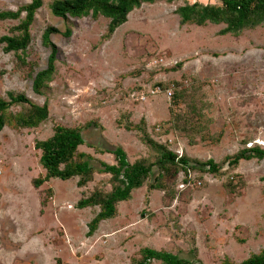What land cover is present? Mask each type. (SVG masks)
Listing matches in <instances>:
<instances>
[{
  "label": "rangeland",
  "instance_id": "1",
  "mask_svg": "<svg viewBox=\"0 0 264 264\" xmlns=\"http://www.w3.org/2000/svg\"><path fill=\"white\" fill-rule=\"evenodd\" d=\"M53 1L41 0L22 53L5 52L0 42V99L22 94L48 109L37 128L0 131V264H131L144 247L194 264L240 263L264 249V158L224 164L216 177L170 169L157 178L164 191L149 184L133 190L90 236L98 207L77 203L95 188L109 191L108 174L96 171L81 187L76 176L33 186L45 173L34 143L57 124L80 129L77 150L95 169L114 162L103 150L116 146L129 161L153 160L139 138L141 123L177 156L199 161L221 164L242 149H264V22L238 36L220 34L224 23L180 24L175 13L185 1L219 2L157 0L133 8L108 33V18H61L50 10ZM29 2L0 0V11ZM23 17L0 20V37L15 33ZM49 27L56 30L49 35L54 70L37 94L32 80L47 66L51 48L42 34ZM155 87L161 92L150 93ZM158 173L153 167L148 182Z\"/></svg>",
  "mask_w": 264,
  "mask_h": 264
},
{
  "label": "trees",
  "instance_id": "2",
  "mask_svg": "<svg viewBox=\"0 0 264 264\" xmlns=\"http://www.w3.org/2000/svg\"><path fill=\"white\" fill-rule=\"evenodd\" d=\"M157 0H54L50 4V10L55 16L66 18L81 17L91 14L96 17L102 15L109 19L108 33L126 21L129 11L138 7L142 2L152 3ZM171 2L173 0H167ZM215 3H201L194 1L185 3L175 9L179 16L180 24L205 25L207 22L213 24L224 23L225 27L220 30V34L230 33L233 36L240 35L243 29H252L264 22V0H209ZM41 5V0H30L29 3L21 6L16 11H0V20L18 19L21 12L24 17L15 26L16 31L11 35L0 37V42L4 44L5 52L13 51L21 53L25 50L30 39V24L33 21L35 11ZM56 32L53 27L46 28L42 34V43L50 46L51 52L47 59V66L36 72L32 80V89L40 94L41 88L52 79L54 70V58L56 49L50 42L49 35ZM67 30L65 34H68ZM20 63H24L21 54H17ZM180 66V63L178 64ZM21 105V109L16 113L9 112V108L14 105ZM48 109L46 104L37 105L31 102L22 94H8V100L0 99V131L4 126L12 129H34L46 118ZM141 132L139 138L147 149L153 150V160L149 155L135 158L129 161L126 152L121 146L105 149L103 152L113 154V163L99 162V168H94L90 160L92 157L84 152L78 151V146L84 144V139L79 128L64 127L55 125L51 137L35 141L34 147L40 151V162L45 170L44 175L33 179V186L39 187L51 178L67 180L78 177L79 187L86 185L93 179L94 172L108 174L110 190L101 191L95 188L89 196L78 201V208L97 206L98 211L88 223L90 236L97 229L100 221L114 218L117 213V204L128 200L133 190L149 184L151 189L163 190L158 181L170 169L174 171L183 170L185 173H210L212 176L222 175L221 167L227 164L234 167L242 159L252 158L263 159L264 149L254 146L242 149L233 156H225L221 164L213 160L199 161L191 159L186 155L177 156L174 152L159 144L154 140L145 126H137ZM226 160V161H225ZM158 169L159 173L154 177L153 182H148L152 168ZM148 182V183H147ZM226 187V186H225ZM160 261V264H194L191 260L181 258L176 254L164 250L152 248H141L139 258H133L131 264H149L151 260ZM222 264H264V249L258 253L251 254L240 263H233L225 259Z\"/></svg>",
  "mask_w": 264,
  "mask_h": 264
},
{
  "label": "built area",
  "instance_id": "3",
  "mask_svg": "<svg viewBox=\"0 0 264 264\" xmlns=\"http://www.w3.org/2000/svg\"><path fill=\"white\" fill-rule=\"evenodd\" d=\"M158 92H161V90L159 89V87H155L154 89H151L150 90V93H158ZM168 95L170 96L171 92L170 90H167ZM145 96H142L141 98L144 99Z\"/></svg>",
  "mask_w": 264,
  "mask_h": 264
}]
</instances>
